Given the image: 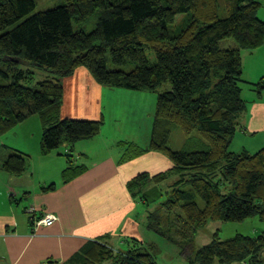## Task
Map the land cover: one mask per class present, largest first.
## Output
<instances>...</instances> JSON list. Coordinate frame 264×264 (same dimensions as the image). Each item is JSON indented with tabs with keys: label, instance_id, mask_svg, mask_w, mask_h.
<instances>
[{
	"label": "trees",
	"instance_id": "obj_1",
	"mask_svg": "<svg viewBox=\"0 0 264 264\" xmlns=\"http://www.w3.org/2000/svg\"><path fill=\"white\" fill-rule=\"evenodd\" d=\"M261 1L222 0L221 10L218 0H64L35 12L36 0H0V135L36 116L43 155L98 135L101 120L60 115L61 80L80 67L101 86L156 93L148 147L129 145L124 155L127 160L155 151L173 164L168 172L142 174L128 184L139 203L152 207L146 231L174 245L190 264H264V231L227 240L213 233L208 244L194 246L196 231L209 222L253 216L264 222V147L253 154L230 149L235 133L246 132L243 114L250 101L244 85L257 98L264 92V77L245 81L242 64V52L264 46ZM93 16L87 32L83 25ZM35 71L45 79L33 84ZM176 129L185 147L172 151L168 142ZM1 167L20 176L27 160L11 154ZM80 172L68 167L63 178ZM173 175L177 179L163 192L160 185ZM154 248L143 243L121 253L95 243L82 264H156Z\"/></svg>",
	"mask_w": 264,
	"mask_h": 264
},
{
	"label": "crops",
	"instance_id": "obj_2",
	"mask_svg": "<svg viewBox=\"0 0 264 264\" xmlns=\"http://www.w3.org/2000/svg\"><path fill=\"white\" fill-rule=\"evenodd\" d=\"M242 64L245 81H260L264 77V46L242 52ZM41 77L45 79V75ZM61 85V117L101 120L100 132L72 145L62 144L47 155L41 152L43 130L36 116L0 135V264H82L95 243L121 253L141 248L143 243H157L145 228L150 209L138 202L128 184L142 174L153 177L168 172L173 164L155 151L124 160L129 145L137 149L149 145L155 96L101 86L83 67L63 78ZM246 92L250 101L243 114L246 132L254 136L252 144L261 148L264 92L259 98L248 89ZM11 154L27 160L26 171L20 176L1 167ZM68 167L81 172L64 179ZM176 179L173 175L160 187ZM30 207L36 209L34 218L49 215L55 218L54 223L34 226L27 213ZM154 259L156 264H186L174 249L164 246Z\"/></svg>",
	"mask_w": 264,
	"mask_h": 264
},
{
	"label": "rangeland",
	"instance_id": "obj_3",
	"mask_svg": "<svg viewBox=\"0 0 264 264\" xmlns=\"http://www.w3.org/2000/svg\"><path fill=\"white\" fill-rule=\"evenodd\" d=\"M63 2L64 0H36L35 12L53 9L57 6L62 5ZM218 2L220 3L221 10H222L223 2L222 0H218ZM257 17L260 20L264 21V0L261 1V6L259 10L257 11ZM181 19H182V16H178L176 23H178ZM95 20H96L95 16L88 19V21L83 25L84 30L87 32L91 31L94 27ZM230 42L233 43L231 40ZM146 55L150 60H154V55L152 52L147 51ZM35 72L36 73L34 75V79L32 80L33 84L38 81L43 80L41 76L45 75L42 72H37V71ZM162 87L167 88V89L169 88L167 84H164ZM247 89L248 87L244 85L243 93H245ZM159 91H162V90L160 89ZM149 93H152V92H149ZM152 95L155 96V105H154V112L152 111L151 115H154L157 94L152 93ZM142 115H146V113H143ZM253 137L254 136H250L249 132H244V130H238V132H236L234 135V138L230 145V149L234 152L246 150V152H249L250 154L257 152L259 150V148H256L258 144L257 143L252 144V142L250 141V139L251 140L254 139ZM184 144H185V136L182 133V131L180 129L174 130L171 133V136L168 142L169 149L172 151H179L185 147ZM263 147L264 145L261 148ZM195 149L196 147L195 145H193L191 147V150H195ZM168 183H165L161 186V189L163 192H166L169 190ZM263 231H264V222L260 221L257 216L250 217L242 222H222V221L209 222L205 227H202L196 231L197 233L194 238V246L196 249H198L201 246L208 244L212 239L213 233H217L220 240H227V239L234 237L237 234H242L246 236H258ZM155 237L158 239V241H160V243H155V248H154L155 254H159L163 246L165 248L172 249V251L173 249L175 250L174 245H170L168 242L164 241L161 238H158L157 236ZM172 261H169V262H172ZM165 262H167V260ZM185 262L186 264H190L187 260H185ZM192 264H195V263H193L192 261Z\"/></svg>",
	"mask_w": 264,
	"mask_h": 264
},
{
	"label": "built area",
	"instance_id": "obj_4",
	"mask_svg": "<svg viewBox=\"0 0 264 264\" xmlns=\"http://www.w3.org/2000/svg\"><path fill=\"white\" fill-rule=\"evenodd\" d=\"M36 212V209L34 207H30L29 209H27V213L29 215H31L32 217V221L34 226L38 227V226H50L51 224L54 223L55 218L53 216H49V215H42L40 217L34 218V214Z\"/></svg>",
	"mask_w": 264,
	"mask_h": 264
}]
</instances>
